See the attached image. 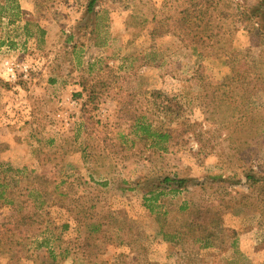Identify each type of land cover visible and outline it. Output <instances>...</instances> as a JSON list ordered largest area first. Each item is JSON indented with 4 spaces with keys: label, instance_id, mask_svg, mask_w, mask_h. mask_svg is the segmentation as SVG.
I'll use <instances>...</instances> for the list:
<instances>
[{
    "label": "rangeland",
    "instance_id": "obj_1",
    "mask_svg": "<svg viewBox=\"0 0 264 264\" xmlns=\"http://www.w3.org/2000/svg\"><path fill=\"white\" fill-rule=\"evenodd\" d=\"M261 1L233 0L232 48L201 56L152 34L185 0H98L92 14L88 0H0V182L17 188L0 199V264H264V186L246 179L264 178V46L248 31L264 34ZM154 91L184 104L189 128L159 151L122 112ZM165 178L189 182L176 192ZM39 179L48 193L18 196ZM211 203L235 249L229 232L210 247L169 240L181 206ZM98 223L108 231L86 241Z\"/></svg>",
    "mask_w": 264,
    "mask_h": 264
},
{
    "label": "trees",
    "instance_id": "obj_2",
    "mask_svg": "<svg viewBox=\"0 0 264 264\" xmlns=\"http://www.w3.org/2000/svg\"><path fill=\"white\" fill-rule=\"evenodd\" d=\"M97 1L88 0L87 11L89 14L94 13ZM185 3L184 8L171 13L165 20L156 22L152 34H171L182 40V43L189 45L193 52L200 53L201 56L204 49L210 50L211 54L223 56L232 48L233 35L237 31L235 12L239 8H236L233 0H185ZM260 8L264 12V0L261 1L258 9ZM1 10L2 8H0ZM252 18L254 19V17ZM248 31L252 33L254 40L260 46H264V34H261L259 29L252 25ZM89 69L91 72L92 66ZM261 78L262 76H257L256 82ZM150 99L148 107L139 111L122 109V112L126 114L125 121H127L130 135L135 136L137 141L154 151L164 150L168 144L181 143L184 135L189 132L188 124L181 128L186 112L184 104L177 97H169L161 91L152 92ZM246 179L251 188L264 186V178L258 177L256 174H248ZM41 181L42 179H39L36 183L29 184L25 189L26 192L22 194L23 192H20L23 190H21L18 192V196H26L32 200L33 193L39 196L48 193L43 183H40ZM48 182L53 185V193L57 197L64 198L67 195L64 191L69 185L66 180L56 178L54 181ZM188 182L189 180L181 178H165L162 183L166 186H174V191L177 192L187 188ZM16 190L17 188L15 190L8 189L5 183L0 182V199L13 200ZM154 199L155 201L158 200L157 197ZM81 213L85 214V211ZM178 213L182 216V220L177 224L169 225L171 229L168 232L170 241L191 239L194 242L202 243L205 247H210L214 243L216 244L218 239L225 235V232H229L231 242L228 244V248H236V232L222 226L223 213L218 204L211 203L205 207L181 206ZM28 215L22 213L15 218L17 223L22 222V225L18 223L19 228L26 225L28 221H32L33 217ZM164 227L165 225H162L163 230ZM90 228L92 232H89V238L86 240L88 242L92 240L93 233H98L99 237L108 231L105 224L101 223L91 224ZM115 230H117V235L125 229L122 224H116ZM96 240L92 241L95 242ZM118 240L120 243L124 241L123 234L118 235ZM88 246L83 250L84 257L92 259L95 254L91 251L88 252ZM97 263L94 262L93 264Z\"/></svg>",
    "mask_w": 264,
    "mask_h": 264
}]
</instances>
